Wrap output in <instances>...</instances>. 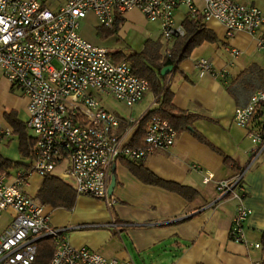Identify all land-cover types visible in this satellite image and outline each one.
Listing matches in <instances>:
<instances>
[{"label":"built area","instance_id":"1","mask_svg":"<svg viewBox=\"0 0 264 264\" xmlns=\"http://www.w3.org/2000/svg\"><path fill=\"white\" fill-rule=\"evenodd\" d=\"M202 2L199 8L194 0H59L50 7L48 0H0V77L25 96L24 126L33 139L29 170L19 169L11 181L0 170V218L3 212L8 216L0 229V264H33L37 240L46 236L53 242L46 264H134L131 258L107 257L86 245L70 244L66 228L52 225L49 213L21 186L29 172L41 177L52 174L64 159L66 164L56 175L70 180L77 194L101 199L111 207L115 202L108 188L111 165L119 158L140 161L175 142L177 130L157 114L146 121L141 145H129L116 132L121 121L136 124L144 112L121 119L104 108L100 95L131 106L143 97L148 81L134 74L126 60H112L105 47L79 33V20L87 13L112 28L116 15L137 9L147 20H157L161 36L169 40L184 33L174 21L175 7L183 4L189 17L200 13L203 20L222 23L226 36L237 29L249 31L264 54V14L257 6L238 0ZM230 53L235 57L238 50ZM196 67L199 74L224 76L204 57L197 59ZM257 111L264 115L263 89L254 90L245 104L236 106L232 119L247 129L260 150L264 132L250 127ZM249 166L248 162L239 172L218 180L215 188L220 195L241 200L243 174ZM248 214L249 208L239 201L227 232L230 240L247 241L243 224ZM106 225L116 230L121 226L115 221ZM249 245L261 249L259 242Z\"/></svg>","mask_w":264,"mask_h":264},{"label":"crops","instance_id":"2","mask_svg":"<svg viewBox=\"0 0 264 264\" xmlns=\"http://www.w3.org/2000/svg\"><path fill=\"white\" fill-rule=\"evenodd\" d=\"M58 1L48 0V4L54 7ZM238 1L255 5L264 14V0ZM194 2L202 8V0ZM130 11L139 13L144 19L140 44L133 50L111 47L107 49L109 57L119 61V51L124 54L139 52L146 39L158 42V53L161 57L166 55L178 36L164 39L159 22L147 20L137 9L116 15L114 19L121 21L117 32L110 36L126 32L123 29L125 14ZM187 16L185 5L175 7L176 24L183 28L182 22ZM196 18H200L204 26L214 33L216 40L201 42L178 63L177 68L170 65L171 68L163 74L161 68L159 74H166L165 83L172 92L171 104L195 116L192 126L210 144L234 160L238 168L249 162L250 166L243 174V197L239 200L230 194L220 195L216 190L218 180L235 172L223 162L220 153L194 137L188 127L177 130L170 148L157 149L135 162H141L148 172L163 180L191 187L194 194L189 199L173 190L140 180L124 163L133 160L119 158L110 167L109 184L113 176L111 193L115 198L111 207L101 199L78 194L72 208H54L35 197L43 177L29 172L22 190L43 206L52 225L66 228L70 244L86 245L107 257L131 258L134 264H252L254 261L261 263L264 258L260 248L249 245V242H260L264 231V147L256 150V143L247 135V129L232 119L233 109L245 104L254 90L264 86V54L256 48L249 31L237 29L231 36H226L225 27L219 21L203 20L200 13L192 19ZM231 49L238 50L237 56H232ZM199 57L208 59L213 69L223 70L224 76L199 74L196 67ZM110 96L101 94L100 101L104 108L121 119L138 117L159 103L157 94L149 87L143 97L131 106L111 96L117 105L108 108L105 102ZM26 103L25 96L0 77V154L20 163L3 170L7 172V181L13 180L19 169H30L31 155L20 156L17 136L11 132L4 118V113L14 111L24 123ZM262 115L257 111L250 127L264 132ZM138 128V122L127 124L121 121L116 132L129 143L134 138H142L143 132H138ZM65 164L63 159L52 174L56 175ZM207 174L211 175L205 180ZM63 180L71 185L70 180ZM239 201L249 208L243 224L247 239L244 243L227 237L234 208ZM112 221L121 224L118 230L106 225Z\"/></svg>","mask_w":264,"mask_h":264},{"label":"trees","instance_id":"3","mask_svg":"<svg viewBox=\"0 0 264 264\" xmlns=\"http://www.w3.org/2000/svg\"><path fill=\"white\" fill-rule=\"evenodd\" d=\"M120 21L121 19H114L112 28H98V35L107 37L111 34H115ZM182 26L184 28V33L176 38L172 48L163 57L158 53V42L152 41L151 39H146L143 42V48L139 52H132L129 54H124L121 51L117 52L118 59L127 60L134 74L147 79L148 87L154 94H157L158 97V105L145 110L139 118L138 132H143L144 136L143 130H145L146 121L151 116L157 114L162 118L167 119L176 130L188 127L194 137L208 143L212 149L220 153L223 157V162L226 165H229L231 169L237 173L241 168L236 166L234 160L210 144L204 136L192 126L191 122L195 116L191 113L177 109L171 104L172 92L165 83L166 74H159L160 69L165 65H171L173 69L177 68L178 63L188 56L193 47L201 42H212L216 40L214 33L204 26L200 18L192 19L187 16L182 22ZM261 89H264V86L261 87ZM260 115H262L261 112ZM4 118L11 127V132L17 136L18 152L20 156H30L33 139L27 134L24 123L16 117L14 111L4 113ZM143 136L138 140L134 138L133 141L129 142V145H141ZM124 163L131 172L135 174V176L144 182L173 190L188 199L194 194V190L189 186L163 180L148 172L141 162L126 161ZM19 164L18 161L10 160L0 154V170H4L9 166H18ZM77 195L78 194L72 185L65 182L62 178L53 174H47L43 176L35 197L38 201L50 204L54 208L61 207L70 209L73 207ZM259 241L261 252L264 254V231L261 232ZM52 250L53 242L50 237L46 236L38 239L37 251L33 264H46L52 254ZM261 264H264V258L262 259Z\"/></svg>","mask_w":264,"mask_h":264},{"label":"rangeland","instance_id":"4","mask_svg":"<svg viewBox=\"0 0 264 264\" xmlns=\"http://www.w3.org/2000/svg\"><path fill=\"white\" fill-rule=\"evenodd\" d=\"M125 18L126 22L123 29H126V32L119 33L120 35H109L107 38L98 35V28L105 27L98 23L93 13L89 12L79 20L78 31L89 42L95 45L104 46L106 49L118 47L120 49L123 48L124 50H133L136 49L140 44L138 41L144 29V19L139 15V13H136L135 11L127 12L125 14ZM110 98L106 100L105 104L108 108H113L117 104L115 101H113L111 96ZM7 218V214L3 212L2 217L0 218V229L1 226L5 224Z\"/></svg>","mask_w":264,"mask_h":264},{"label":"water","instance_id":"5","mask_svg":"<svg viewBox=\"0 0 264 264\" xmlns=\"http://www.w3.org/2000/svg\"><path fill=\"white\" fill-rule=\"evenodd\" d=\"M170 68H171L170 65H167V66L162 67V69H161V74L165 73V72H166L167 70H169ZM113 184H114V180H113V176H111V182H110V184H109V186H108L110 192H111V189H112Z\"/></svg>","mask_w":264,"mask_h":264}]
</instances>
